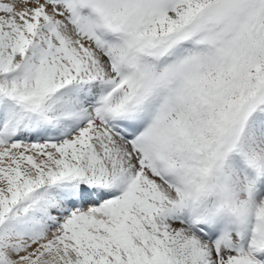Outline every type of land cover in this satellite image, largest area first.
I'll use <instances>...</instances> for the list:
<instances>
[{"label":"snow or ice","instance_id":"obj_1","mask_svg":"<svg viewBox=\"0 0 264 264\" xmlns=\"http://www.w3.org/2000/svg\"><path fill=\"white\" fill-rule=\"evenodd\" d=\"M0 264H264V0H0Z\"/></svg>","mask_w":264,"mask_h":264}]
</instances>
